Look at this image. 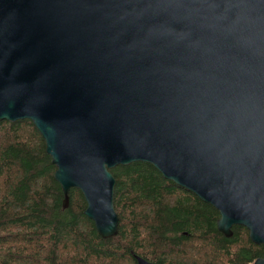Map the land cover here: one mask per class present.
<instances>
[{
  "label": "water",
  "instance_id": "95a60500",
  "mask_svg": "<svg viewBox=\"0 0 264 264\" xmlns=\"http://www.w3.org/2000/svg\"><path fill=\"white\" fill-rule=\"evenodd\" d=\"M24 119L102 238L109 170L143 162L264 245V0H0V120Z\"/></svg>",
  "mask_w": 264,
  "mask_h": 264
},
{
  "label": "trees",
  "instance_id": "16d2710c",
  "mask_svg": "<svg viewBox=\"0 0 264 264\" xmlns=\"http://www.w3.org/2000/svg\"><path fill=\"white\" fill-rule=\"evenodd\" d=\"M54 171L30 120H0V264H136L132 253L155 264L264 258V245L253 244L245 227L233 225L225 237L215 208L143 162L109 170L118 224L115 236L102 238L78 189L62 208Z\"/></svg>",
  "mask_w": 264,
  "mask_h": 264
},
{
  "label": "bare ground",
  "instance_id": "6f19581e",
  "mask_svg": "<svg viewBox=\"0 0 264 264\" xmlns=\"http://www.w3.org/2000/svg\"><path fill=\"white\" fill-rule=\"evenodd\" d=\"M193 239H194V238H193ZM191 240H192V239H191ZM191 240H189V241H191ZM189 241H188V242H189ZM197 242H198V241H197ZM200 242H201V240H200ZM200 242H199V243H200ZM194 243H195V242H194ZM194 243H193V244H194ZM199 243H198V244H199ZM195 245H196V244H195Z\"/></svg>",
  "mask_w": 264,
  "mask_h": 264
}]
</instances>
